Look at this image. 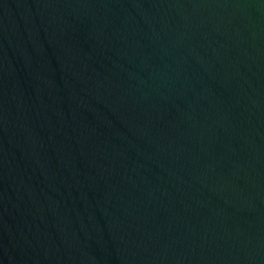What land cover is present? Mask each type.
Segmentation results:
<instances>
[{"label": "water", "instance_id": "obj_1", "mask_svg": "<svg viewBox=\"0 0 264 264\" xmlns=\"http://www.w3.org/2000/svg\"><path fill=\"white\" fill-rule=\"evenodd\" d=\"M0 264H264V0H0Z\"/></svg>", "mask_w": 264, "mask_h": 264}]
</instances>
